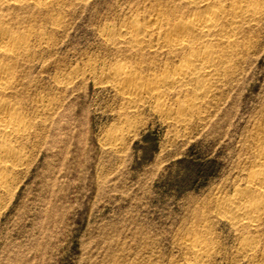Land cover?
<instances>
[{
  "label": "rangeland",
  "instance_id": "obj_1",
  "mask_svg": "<svg viewBox=\"0 0 264 264\" xmlns=\"http://www.w3.org/2000/svg\"><path fill=\"white\" fill-rule=\"evenodd\" d=\"M252 1L258 18L230 48L216 43L231 54L203 77L207 92L161 86L158 100L129 99L110 74L152 85L172 73L185 52L161 38L186 0L0 4L30 32L25 52L0 56L12 76L0 99L25 122L0 138L22 154L0 189V264H264V199L248 200L261 203L254 226L221 207L246 192L264 149V0ZM158 18L161 32L134 45L130 20Z\"/></svg>",
  "mask_w": 264,
  "mask_h": 264
},
{
  "label": "bare ground",
  "instance_id": "obj_2",
  "mask_svg": "<svg viewBox=\"0 0 264 264\" xmlns=\"http://www.w3.org/2000/svg\"><path fill=\"white\" fill-rule=\"evenodd\" d=\"M43 1L46 3L50 0H0V4L13 3L21 5L23 3L26 4V2L30 4L31 2L40 5ZM186 1L193 9L186 15H181L170 23H166L165 33L163 37L161 36L162 46L164 48H167L169 51L178 49L185 52L184 59L180 60L182 62L180 64L178 63L179 65L174 68L172 73L166 74L160 79L156 78L157 80L152 85L147 84L148 82L146 83L144 79L137 77L133 72L126 70L124 67H116L110 74L116 85L124 91L129 99L137 100V98L148 97V99L158 100L160 92L157 90V87L173 86L174 88L176 85L181 84H194L195 87L197 86V89L202 91L201 94L203 96L207 92L202 84L203 77L205 75L208 76L211 72L217 71L215 70L217 66L223 65L225 62L227 63L229 61L227 58L228 54H231L224 50L226 47L219 49L218 42L224 43L225 41L227 48H230L234 44L232 38L236 32L238 33L242 22L248 19L251 21L256 17L258 18V14L261 12L260 10V12L258 11V4L256 6L252 0H240L239 2H231L229 5L226 4V0ZM162 25L163 22L159 18L153 21V27H141L134 20H130V28L128 31L125 29V31L134 45L141 46L146 42V37H149L153 31L158 30L161 32ZM158 35L160 37V34ZM29 36V30L14 32L5 19H0V56L1 54L11 57L21 55L25 52L24 50L26 49ZM215 38L217 40L213 43V39ZM6 66L0 63V92L7 91L12 83V76ZM197 92H195V95L199 94ZM199 97L201 96L199 95ZM188 111L190 112V107H185L181 112L185 114ZM24 129L25 122L19 116L15 106L12 103L0 99L1 140H17L21 137ZM2 143L0 144V189L3 190L8 188V173L18 168L22 161V154L10 146V144ZM11 144L13 143L11 142ZM260 155L262 157H260L261 161L258 163V166L261 168L249 174L246 192L240 193L234 199H231V201L221 203L223 214L229 216L232 223L233 221L246 220L247 223L249 222L250 225L252 223L254 226V222L259 217L260 205L264 199V149L261 150ZM250 199H259L261 203L252 204L248 201ZM191 250L193 253H198L201 250L200 244L197 242L192 243Z\"/></svg>",
  "mask_w": 264,
  "mask_h": 264
}]
</instances>
